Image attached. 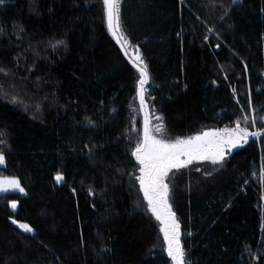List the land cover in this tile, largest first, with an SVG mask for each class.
<instances>
[{
  "label": "trees",
  "instance_id": "16d2710c",
  "mask_svg": "<svg viewBox=\"0 0 264 264\" xmlns=\"http://www.w3.org/2000/svg\"><path fill=\"white\" fill-rule=\"evenodd\" d=\"M120 12L161 133L244 116L250 132L264 127L251 123L264 117V0H121ZM0 29V177L25 191L0 194V264H172L137 185L139 73L108 34L103 0H4ZM262 162L264 135L223 164L171 171L191 264H264Z\"/></svg>",
  "mask_w": 264,
  "mask_h": 264
},
{
  "label": "snow or ice",
  "instance_id": "6c2138e0",
  "mask_svg": "<svg viewBox=\"0 0 264 264\" xmlns=\"http://www.w3.org/2000/svg\"><path fill=\"white\" fill-rule=\"evenodd\" d=\"M3 3L4 0H0V4ZM232 3H236V0H232ZM103 5L106 14L107 29L123 48L124 44L128 43V41L122 27L120 12L121 0H103ZM221 19H223V16ZM0 31H3V29H0ZM61 44H65V42L63 40L56 41L52 47L55 48ZM136 47L138 49V46ZM125 55H127V52H125ZM129 59L139 73V78L136 82V92L140 107L144 109L142 139H138L132 151V155L135 156L140 164V175L136 179H138L144 199L147 201V208L155 216V219L161 223L160 230L163 232L164 241L167 245V254L173 264H191L190 261L186 260L187 253L181 242L180 221L169 202L170 186L166 182L169 172L173 169L178 170L186 167L194 160H210L213 164H223L227 154L226 149L236 147L241 142H247L250 136L260 137L264 135V127L250 132L247 126L250 118L244 116L242 119L235 121V127L211 129L199 132L193 136L177 137L175 140L158 138L154 133L160 132L162 126L156 128L151 126L149 119L150 113L145 99L146 85L150 81L148 66L139 54L135 55L134 58L129 57ZM0 71L3 70L0 69ZM19 102L21 101H19L18 97L12 98V103ZM260 110H264V106H261ZM255 111L257 109L253 108V112ZM156 119L162 120L163 118L156 117ZM257 119L264 122V117L257 118L253 116L251 117V123L255 124ZM6 143V140L0 139V145H5ZM3 163H5V154L3 151H0V164ZM206 175H211V173H206ZM261 178L264 179V162L261 164ZM55 179L57 181L63 180V174L58 172ZM8 188L19 189L21 192L24 191L20 187L19 181L15 178L0 180V191H7ZM89 191L91 192V189ZM11 207L15 209L17 202L12 201ZM13 222L19 223L18 221ZM19 227L24 232H34L29 224L19 223Z\"/></svg>",
  "mask_w": 264,
  "mask_h": 264
},
{
  "label": "rangeland",
  "instance_id": "374dc122",
  "mask_svg": "<svg viewBox=\"0 0 264 264\" xmlns=\"http://www.w3.org/2000/svg\"><path fill=\"white\" fill-rule=\"evenodd\" d=\"M124 47H125V50H126V52H127V56H129V57H132V58H134L135 57V55H137L138 53H137V51H136V49L135 48H133L132 46H130V45H128L127 43L126 44H124ZM147 104V103H146ZM136 107L134 108V110H135V114L138 116L137 118L140 120V126H142L143 125V114H142V110H143V113H144V109H142L141 107H140V104H139V99H138V96H137V103H136ZM147 108H148V104H147ZM149 119H150V123H151V126L153 127V128H156V127H160L161 125H160V122H159V120L157 119V120H155L154 119V117H152L151 116V114H150V116H149ZM211 129H218V128H214V127H209V128H206V129H203V130H199L197 133H199V132H203V131H208V130H211ZM197 133H192V134H187L186 136H179V135H177V136H174L173 138H170V137H167L166 135H164L163 134V132L161 133V131L160 132H157V133H154L158 138H161V139H165V140H175L177 137H188V136H193V135H196ZM142 134H143V130H142ZM245 143L246 142H241L238 146H236V147H230V148H228V149H226V156L227 155H229V154H231L232 152H233V150H236V149H239V148H242L243 146H245ZM196 161H199V160H196ZM205 161V160H204ZM206 161H209V162H211L210 160H206ZM4 164V163H3ZM3 164H0V166H2ZM140 169V168H139ZM139 169H138V174H137V176L136 177H138L139 175H140V171H139ZM173 170H176V169H173ZM172 170V171H173ZM171 172H169V174H170ZM169 176V175H168ZM56 177V176H55ZM10 178H15V179H17L18 181H19V179L17 178V177H15V176H12V177H0V180H5V179H10ZM57 182H59V181H57ZM166 182H167V180H166ZM19 184H20V182H19ZM137 185L139 186V190H140V194H141V196H143V192H142V190L140 189V185H139V181H138V179H137ZM5 187H7V185H5ZM20 187H21V185H20ZM13 191H18V192H20L21 194H24L25 193V191H23V192H21L19 189H12V188H8V190L7 191H0V194L1 193H10V192H13ZM143 199H144V196H143ZM144 201H145V204H146V207H147V201L144 199ZM17 206H18V202H17ZM12 208V207H11ZM13 209V208H12ZM149 210V209H148ZM150 211V210H149ZM152 216L155 218V216L152 214ZM13 221H16V220H13ZM19 222V221H18ZM159 222V221H158ZM14 223V222H13ZM19 223H22V222H19ZM19 223H15L16 225H18L19 226ZM161 229V223L159 222V231L161 232V235H162V238H163V242H165L164 241V237H163V232L160 230ZM23 230V229H22ZM24 231V230H23ZM30 233V232H29ZM165 247H167V245H166V242H165ZM172 264H173V262H172Z\"/></svg>",
  "mask_w": 264,
  "mask_h": 264
},
{
  "label": "water",
  "instance_id": "95a60500",
  "mask_svg": "<svg viewBox=\"0 0 264 264\" xmlns=\"http://www.w3.org/2000/svg\"><path fill=\"white\" fill-rule=\"evenodd\" d=\"M105 22H106V14H105ZM106 25H107V23H106ZM107 31H108V29H107ZM108 34H110V36H112L109 31H108ZM112 38L115 41L116 45H118V47L120 48V51H121L122 55L125 56V58L127 59V61L133 66V68H135V66L132 64L131 60L129 59V56L125 55V52H126L125 47L122 48L121 45H120V43L117 42V39L115 37H113V36H112ZM142 114L144 115L143 110H142ZM143 124H144V116H143Z\"/></svg>",
  "mask_w": 264,
  "mask_h": 264
}]
</instances>
